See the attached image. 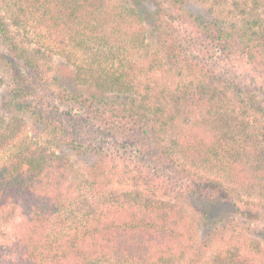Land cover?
Returning <instances> with one entry per match:
<instances>
[{"label":"trees","instance_id":"trees-1","mask_svg":"<svg viewBox=\"0 0 264 264\" xmlns=\"http://www.w3.org/2000/svg\"><path fill=\"white\" fill-rule=\"evenodd\" d=\"M184 3L0 0V40L4 44L0 68L5 73L0 75V87L8 80L1 104L4 112L0 113V152L8 151L0 159V221L11 224L8 231L0 228L5 240L0 264H196V259L200 264H264V233L247 237L236 232L226 240L221 230L225 216L214 208L220 201L228 211L238 212L245 219L264 220L258 208L242 209L239 198L231 192L229 184L239 183L256 167L247 165L245 169L238 150L241 130L233 127V120L220 108L227 101L237 103L243 115H253L255 121L264 123V99L251 82L222 76L188 55L182 42H227L254 66L258 52L251 51L245 32L231 30L223 20L210 16L195 17L193 35L186 32L175 36L172 32H176L175 23L181 21ZM7 17L17 27L33 19L57 39L60 56L72 66L71 84L63 82L56 89L44 84L35 63L36 50L15 39ZM151 25L167 30L171 38L156 41L159 46L149 53L147 67L162 70L179 62L196 75L176 86L174 94L160 90L158 98L167 100L160 102L162 107L149 105L143 95L138 98L131 94V69L125 65L128 57L147 45ZM53 100L70 110H60L51 103ZM205 101L221 121L209 135L181 132L182 140L178 130L173 138L167 136L169 123L156 116L161 108H169L166 118L173 123L183 106ZM93 105H100L101 112L92 110ZM19 111L29 112L41 122L60 150L24 139V120L12 115ZM58 111L62 113L60 120L50 116ZM105 124L123 130L132 125L145 127L154 144L150 158L141 159L142 152L136 157L119 152L114 146L118 138L112 137L110 148L94 140L86 142V131L107 133L101 128ZM246 124L241 120L239 126L243 129ZM90 152H103L114 163L120 159L126 167L133 162L137 173L133 178L143 187L117 190L96 176H88L71 155ZM198 165L204 169L211 165L224 172L225 184L200 174ZM250 185L264 190V175L255 173ZM161 188L172 196L166 199L154 194ZM179 198L193 204L207 201L204 214L209 225L201 245L210 248L220 237L222 243L206 258L191 253L196 223ZM246 243L251 250L242 254Z\"/></svg>","mask_w":264,"mask_h":264},{"label":"rangeland","instance_id":"rangeland-1","mask_svg":"<svg viewBox=\"0 0 264 264\" xmlns=\"http://www.w3.org/2000/svg\"><path fill=\"white\" fill-rule=\"evenodd\" d=\"M196 16H201L202 18L209 16L214 17V19L223 20L225 26H228L231 30L238 29L242 34L245 32V40L251 45V51H253V53L258 52L257 63L255 66L252 65L247 61L244 55H241L235 47L227 42H212L202 39L197 40L195 43H186L182 40L187 54L202 61L208 68L215 70L222 76H230L237 80L251 82L252 87L258 90L259 96L264 99V0H185L184 8L181 10V21L175 23L174 30L176 32H172V34L176 36L179 35V33L185 34L186 32H190L189 35H193L192 31L195 27L191 24L194 23ZM7 23L9 24L12 35L19 43L30 46L36 50L35 54L37 59L35 63L38 66L37 70L45 78L44 84H47V86L49 85L52 89L60 87L63 85V82H65V84H71L70 70L72 66L69 63L67 64L65 59L60 56V47L57 39L49 36L48 31L41 28L33 19L29 20L24 27L13 25L8 17ZM148 33L150 38L145 48L135 56L128 57L125 60V65H127V68L129 67L131 69L129 78L132 79L134 84V89L131 94L135 97L139 96L138 98L143 95L147 98V103L149 105H160V102L163 103L167 101L160 97L158 98L160 90L164 89L165 92L174 94L176 86L183 85V83H186L189 79H195L196 75H194L192 71L185 69L182 63L179 62L173 63V66H165L162 70L149 69L146 61L149 53L159 46V41H156H166V39L168 40L171 38V35H169L167 30L155 28L153 25L149 27ZM166 44L169 45L170 42ZM3 49L4 44L0 40V50ZM115 65L118 66V63ZM3 74L5 73L0 68V75ZM37 83L36 81V84ZM7 84L8 80L6 79L2 82L0 87V113L2 111L1 104L6 98L5 89L7 88ZM51 103L56 104L60 110H70L69 108H71L60 102H55L54 100ZM96 105L91 106L92 110L98 112L100 109L102 110V108H98L100 105ZM160 106L162 107V105ZM220 108L222 112L228 114L233 120V123H235L233 127L241 130L238 131L237 135L238 143L240 144L238 150L241 153V161L244 163L245 169L247 165L256 167V171L246 172V177H243L239 183L229 184L231 192L234 196L239 198L240 207L242 209L258 208L260 213L264 216V190H261L260 187L250 185L251 177L254 176L255 173L264 175V123L255 121L252 118L253 115H243L237 103H230L227 101V103L221 104ZM161 111H158L156 116L162 118L160 121L169 123H164L163 125H170L167 136H171V138L176 136L178 130H180L179 134H181L180 137L182 140L184 138L183 134L189 133L197 136L204 134L207 136L210 134L211 130L217 127V124L221 123L217 115L210 110L209 103H206V101L202 103L198 102L196 105L183 106L181 114L177 116L176 121L173 123L166 118V113L169 111V108H161ZM15 114L24 120L21 133L24 139L41 145H49L55 151L60 150L61 147L55 146V142L51 140V136L45 133L41 122L35 121L31 113L19 111L12 115ZM6 115L5 117H7V119L11 118L10 114ZM61 115L62 113L58 111V113H54L50 116L60 120ZM241 120L247 122V126L243 129L239 126ZM103 127L107 130V133L102 132L103 134L101 135L95 133L91 134V130H88L85 132L86 134H83L84 137H87L88 141H86V139L84 140L86 142L94 140V143L97 141L100 144L103 143V146L109 147L108 145H110L112 137L118 138V144H116L117 141H115L114 146L119 148V152L124 151L135 157L142 152L139 155L141 159L145 160L150 158L154 150V144L145 127L132 125V127H126L124 130L112 124L110 126H107V124L102 125L101 128ZM7 154L8 151H1L0 159L5 158ZM71 158L82 172H86L90 177L96 176L97 180L103 184L105 183V186L117 190H129L136 186L140 188L143 187L140 181H135L133 178V175L137 174L133 162H130L131 165L128 167H126L124 162L120 159H116L114 163L112 162L113 160L105 156L103 152H90L83 156L74 157L71 155ZM93 164H98L99 167L93 169ZM206 166L208 167L207 164ZM197 169L200 174L218 179L225 184L224 172L217 170L216 167L210 165L209 169H204L203 167L200 168L198 165ZM164 189L165 188L156 189L153 192L157 196L166 199L172 196L171 192H164ZM180 200L186 210L194 217L196 223V233L193 237L194 247L191 253H195L196 255L194 257L196 258L199 256L201 258H206L211 252L220 248L222 243L220 237V239H215L210 248H205L201 245V241L209 225L204 214V207H206L207 201L193 204L186 198ZM214 208H217L219 213L225 216L226 221L221 224V226L225 224V228L223 227L221 230L224 232L226 240L232 237V233L236 232H242L246 234L247 237L263 236L264 220L245 219L238 212L235 213L232 210L228 211L227 206L220 201H217ZM2 222L3 221H0V224H4ZM10 226L11 224L7 223L0 228H2V231H8ZM239 240L242 239L239 238ZM4 242L5 240L0 234V254L2 248H4ZM262 244L264 245V243ZM244 246L241 253H249L251 249L250 247L247 248L248 243ZM190 257L191 256L188 258ZM198 260L199 259H196L194 263L200 264L201 261Z\"/></svg>","mask_w":264,"mask_h":264}]
</instances>
